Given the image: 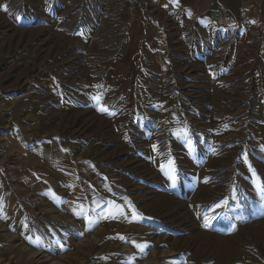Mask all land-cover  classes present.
<instances>
[{
	"label": "rangeland",
	"instance_id": "1",
	"mask_svg": "<svg viewBox=\"0 0 264 264\" xmlns=\"http://www.w3.org/2000/svg\"><path fill=\"white\" fill-rule=\"evenodd\" d=\"M130 5L0 0V111L86 147L139 236L27 201L14 264H264V31L175 16L161 51Z\"/></svg>",
	"mask_w": 264,
	"mask_h": 264
},
{
	"label": "crops",
	"instance_id": "2",
	"mask_svg": "<svg viewBox=\"0 0 264 264\" xmlns=\"http://www.w3.org/2000/svg\"><path fill=\"white\" fill-rule=\"evenodd\" d=\"M175 16L220 31H264V0H149L146 14L134 16L131 29H143L145 41L157 37L155 44L162 51L169 21ZM29 122L35 130L32 140L25 138L27 127L21 119L9 121L0 111V264H14L13 255H24L23 249L12 245L11 224L13 217H23L27 201L60 198L57 205L61 203L63 211L74 216L104 210L109 225L123 240H138L137 231L123 222L114 199L102 191L106 182L88 159L87 148L81 150L68 135H46L45 122L38 117L32 116Z\"/></svg>",
	"mask_w": 264,
	"mask_h": 264
},
{
	"label": "built area",
	"instance_id": "3",
	"mask_svg": "<svg viewBox=\"0 0 264 264\" xmlns=\"http://www.w3.org/2000/svg\"><path fill=\"white\" fill-rule=\"evenodd\" d=\"M148 2L149 0H131V13H133L134 16H137L138 14L146 12Z\"/></svg>",
	"mask_w": 264,
	"mask_h": 264
},
{
	"label": "snow or ice",
	"instance_id": "4",
	"mask_svg": "<svg viewBox=\"0 0 264 264\" xmlns=\"http://www.w3.org/2000/svg\"><path fill=\"white\" fill-rule=\"evenodd\" d=\"M137 247H141L140 245H137Z\"/></svg>",
	"mask_w": 264,
	"mask_h": 264
}]
</instances>
